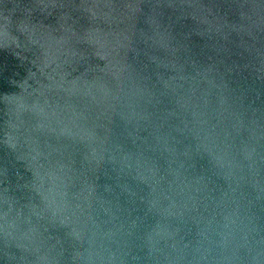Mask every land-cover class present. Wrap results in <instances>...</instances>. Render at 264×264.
<instances>
[{
	"label": "water",
	"instance_id": "1",
	"mask_svg": "<svg viewBox=\"0 0 264 264\" xmlns=\"http://www.w3.org/2000/svg\"><path fill=\"white\" fill-rule=\"evenodd\" d=\"M0 264H264V0H0Z\"/></svg>",
	"mask_w": 264,
	"mask_h": 264
}]
</instances>
